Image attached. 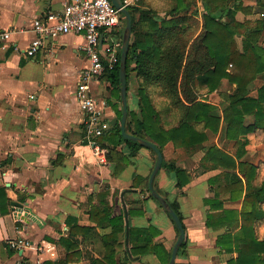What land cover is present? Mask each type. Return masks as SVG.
Returning <instances> with one entry per match:
<instances>
[{
    "label": "crops",
    "instance_id": "1",
    "mask_svg": "<svg viewBox=\"0 0 264 264\" xmlns=\"http://www.w3.org/2000/svg\"><path fill=\"white\" fill-rule=\"evenodd\" d=\"M123 1L129 5L148 0ZM69 2L0 0V34L10 33L8 39L0 38V188L11 202L23 205L20 209L10 203L8 213L0 211V264H58L67 261L68 255L73 256L68 264H92L106 255L104 236L113 232L116 221L122 231L113 243L115 262L111 264H163L152 252L133 257L130 241L131 228L154 227L160 233L152 236L153 243L171 252L178 238L173 220L146 189L157 156L146 146L132 155L126 144L91 143L86 136L85 116L76 97L77 83L90 65L83 49L85 34L50 36L34 56L27 54L36 36L34 20L54 24L50 17ZM122 24L111 32L117 40L122 39ZM134 84H139L137 93ZM140 84L132 72L128 105L137 114ZM90 88L95 96L109 101L111 127L117 124L121 97L111 93L104 75L92 81ZM162 153L187 179L178 187L177 175L161 169L154 182L169 203H178L183 216L186 244L175 264H227L236 253L222 252L217 246L225 229L208 225V214H219L221 209L210 211L206 204V199L217 198L223 209L242 208V200L230 199L223 190L217 196L214 192L225 185L226 169L205 159L204 152L186 155V148L172 141ZM121 155L129 162L116 173ZM136 175L141 180L134 186ZM20 212L23 221H18ZM19 234L30 240V246L14 251L6 238ZM127 255L130 260L125 261Z\"/></svg>",
    "mask_w": 264,
    "mask_h": 264
},
{
    "label": "trees",
    "instance_id": "2",
    "mask_svg": "<svg viewBox=\"0 0 264 264\" xmlns=\"http://www.w3.org/2000/svg\"><path fill=\"white\" fill-rule=\"evenodd\" d=\"M171 1L174 4L164 16H160L157 10L150 7L126 5L133 20V37L127 62L128 96L131 73L136 72L141 80L138 98L140 112L135 113L128 105L127 130L135 136L154 142L161 151L168 141H172L177 147L186 148L187 151L195 152L202 149L205 159L226 169L225 185L223 188L214 189V192L217 196L219 191L223 190L229 193L230 199L242 200V208L223 209L217 198L206 199L210 211L221 209L219 214H208V225L216 230L225 229V233L218 236L217 246L222 252L236 253V257L229 259L227 264H264V237L258 236L256 232V223L264 219V181L260 184L255 183L256 166L242 160L245 154L243 150L233 156L215 144L208 146L203 144L208 140V134L204 129L218 132L221 116L218 114L217 106L198 100L194 89L199 82L214 90L225 77L237 84V89L230 96L229 106L224 109L227 137L235 139L237 145L241 143V134H247L257 128L264 129V85L258 89L256 97L250 96L249 89L257 74L264 71V47L258 44L263 22L258 21L254 28L248 25V21L240 22L235 19L237 11L243 7L244 0H198L199 7L195 0ZM261 4L264 6V0ZM192 7H196V13L201 9L203 20L201 32L194 36L192 32L197 26V20L194 19L195 16L187 14ZM227 17L231 19L228 20ZM123 20L126 22L124 14ZM125 22L120 33L121 38ZM242 28H245L243 50L236 41ZM139 29L142 33L137 31ZM118 58V63L113 69L107 70L104 76L108 80V89L111 93L121 97L119 78L121 48ZM152 87L157 96L167 100L162 110L152 105V97L148 91ZM168 114L177 121L176 125L170 127L165 125L163 120ZM248 115H254L255 121L245 125ZM121 116L122 111L119 113L117 124L98 141L100 140L102 145H105L104 142L112 143L114 147L126 144L133 150L134 155L136 149L144 146L123 136ZM151 150L157 156L156 152ZM108 158H112L111 153ZM128 162L129 158L121 155L116 162V173H120ZM161 169L177 175L178 187L185 185L187 181L185 172L175 162L164 160ZM149 178L146 189L150 192ZM140 180L141 177L136 175L133 180L134 186H137ZM150 197L155 199L151 192ZM10 203L12 202L5 190L0 188L2 214L8 213ZM170 204L183 223L178 203ZM168 215L173 220L169 213ZM114 224L113 232L104 236L106 255L102 260L92 261V264L115 262L113 243L117 241V235L122 228L117 221ZM174 224L176 226L175 222ZM183 226L185 228L184 223ZM176 229L179 235L177 226ZM130 233L133 257L152 252L163 264H169L172 251L152 241V236L160 233L158 229L131 228ZM185 244L184 241L179 250ZM72 259L73 256L68 255L67 261L58 264H68ZM128 260L130 256L127 255L125 261Z\"/></svg>",
    "mask_w": 264,
    "mask_h": 264
},
{
    "label": "built area",
    "instance_id": "3",
    "mask_svg": "<svg viewBox=\"0 0 264 264\" xmlns=\"http://www.w3.org/2000/svg\"><path fill=\"white\" fill-rule=\"evenodd\" d=\"M48 20H34L33 31L36 33L30 48L29 56H34L43 45L44 39L69 32L84 33L87 43L84 50L90 65L82 72L77 83L76 97L80 109L85 116L86 136L91 143H97L111 129L109 117L110 103L106 98H99L91 91V82L99 79L107 70L113 69L118 63V53L122 47V39L117 40L111 34L112 30L122 23V12L111 0H70L63 11L54 14ZM107 32L101 45L102 32ZM10 33L0 34V38L8 39ZM31 99L35 96L31 95ZM101 150L98 151V153ZM23 212L18 214V221H23ZM20 231V225L16 226ZM9 248L20 250L30 246V240L20 235L16 238L8 237Z\"/></svg>",
    "mask_w": 264,
    "mask_h": 264
},
{
    "label": "rangeland",
    "instance_id": "4",
    "mask_svg": "<svg viewBox=\"0 0 264 264\" xmlns=\"http://www.w3.org/2000/svg\"><path fill=\"white\" fill-rule=\"evenodd\" d=\"M262 0H244L242 9L238 10L235 19L240 22H249L248 25L252 27L257 26V22H263V28L261 34L259 35L258 44L264 47V6L261 4ZM143 2V1H142ZM197 6L199 7L198 0H195ZM143 7H150L155 10H160L161 13L168 12L171 8V5L174 4L171 0H148L147 2L138 3ZM196 7L190 8L187 14L195 16L194 19L197 20V26L194 27L192 35H196L201 32L202 28V11L199 10V13L195 12ZM228 20L231 17H227ZM123 20V24H124ZM122 24V23H121ZM123 24L121 30L123 29ZM139 33H142V30H137ZM136 33L138 35L139 33ZM245 28L241 29V33L237 35L236 41L241 50H243V42L245 38ZM133 37V36H132ZM264 85V71L257 74L256 78L252 81L249 86L250 96L256 97L258 94V89ZM139 84H134L132 89L134 92L137 91ZM141 86V84H140ZM195 91L198 97V100L205 101L207 103L213 104L218 107V114L221 116V123L218 132L214 133L209 129H204L206 132L210 133V139L206 140L203 144L210 145L216 144V146L222 148L221 150L235 156L238 152L242 150L245 152L242 157L243 161H247L254 166H256L257 178L255 183L260 184L264 181V129L257 128L253 131L248 132L247 134H241L240 139L241 143L237 145L235 139H230L227 137V123L224 120V109L230 104V96L237 89V84L230 82V80L225 77L221 80L218 87L214 90H210L205 84H200L199 82L195 85ZM151 94L152 105L155 104L156 108L162 110L166 104L167 100L164 97L154 96V87L148 89ZM137 93V92H136ZM137 97V96H136ZM167 127L176 125L177 121L171 114H168L163 120ZM255 121L254 115L246 116L245 125L251 124ZM202 125H200L201 128ZM244 143V144H243ZM199 154L203 155L202 149L197 150V152L187 151L186 155ZM192 157V156H191ZM256 232L258 236H264V219L256 223Z\"/></svg>",
    "mask_w": 264,
    "mask_h": 264
},
{
    "label": "water",
    "instance_id": "5",
    "mask_svg": "<svg viewBox=\"0 0 264 264\" xmlns=\"http://www.w3.org/2000/svg\"><path fill=\"white\" fill-rule=\"evenodd\" d=\"M111 1L118 9L121 10L122 14H124L125 19H126L125 29H124L123 38H122L121 59H120V69H119V78H120V83H121V100H122L121 132L125 138L136 141L143 146L149 147L153 149L157 154L156 163H155V166L149 178V190L152 196L160 202V204L167 211V213H169L172 216L179 230V235L173 247V250L171 253V259L169 262V264H175L179 249L181 245L183 244V242L185 241L186 231H185V228L183 226L182 220L179 217V215L173 209L169 201L164 196H162L155 189V186H154L155 178L157 174L159 173V171L161 170L162 164L164 161V156H163L161 149L154 142L148 139L135 136L129 133L127 130V120H128V115H129L128 95H127V91H128L127 62H128V53H129L130 41H131L132 30H133V20L123 0H111ZM103 42H104V35L101 36V42H100L101 45L103 44ZM12 205L14 207H19L20 209L23 208V205L16 201H13ZM22 217L23 219H25V216H22Z\"/></svg>",
    "mask_w": 264,
    "mask_h": 264
}]
</instances>
